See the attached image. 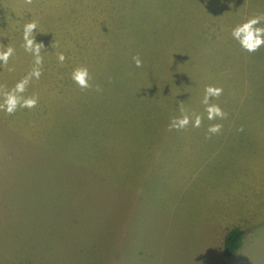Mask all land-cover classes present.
<instances>
[{
  "label": "rangeland",
  "instance_id": "rangeland-1",
  "mask_svg": "<svg viewBox=\"0 0 264 264\" xmlns=\"http://www.w3.org/2000/svg\"><path fill=\"white\" fill-rule=\"evenodd\" d=\"M256 15L264 0H0L5 90L35 67L26 23L44 45L38 106L0 111V178L17 183L0 184V264H264V47L231 36ZM209 85L226 119H207ZM181 104L201 127L169 131Z\"/></svg>",
  "mask_w": 264,
  "mask_h": 264
},
{
  "label": "clouds",
  "instance_id": "clouds-1",
  "mask_svg": "<svg viewBox=\"0 0 264 264\" xmlns=\"http://www.w3.org/2000/svg\"><path fill=\"white\" fill-rule=\"evenodd\" d=\"M34 0H24L26 5H32ZM264 23V15H256L242 24L236 25L231 32L232 38L240 45V47L250 53L254 54L258 52L261 47H264V26H260ZM36 30H38V24L35 21L26 23L23 27V48L25 52L31 54L34 57L35 67L32 71L19 80L11 90H5V85H0V95L3 97V102L0 103V111H4L7 115H14L19 109H35L38 106L39 98L37 96H24L28 86L33 79L39 80L43 75V56L41 55V49L44 48L42 43L36 41ZM15 49L12 47H4V50L0 51V66L7 65L9 60L13 57ZM66 56L63 52L58 53V61L63 64L66 60ZM133 60L135 66L140 68L143 66V61L139 55L134 56ZM71 79L81 90H92L93 84L92 76L89 69L86 66L77 67L73 70ZM99 85L95 86V91H100ZM205 94L202 103L206 106L205 112L207 113L208 120L226 119L227 113L220 107L219 104L213 103V98H219L223 95V88L213 85L205 87ZM181 113L179 117H173L169 123V131L186 129L190 124L195 127H201L203 123V117L199 114L193 113L191 116L183 110L181 104ZM222 129L221 124H212L208 127L209 134H219ZM243 131V129H240ZM211 138V135L208 137Z\"/></svg>",
  "mask_w": 264,
  "mask_h": 264
},
{
  "label": "trees",
  "instance_id": "trees-1",
  "mask_svg": "<svg viewBox=\"0 0 264 264\" xmlns=\"http://www.w3.org/2000/svg\"><path fill=\"white\" fill-rule=\"evenodd\" d=\"M244 232L240 227L232 228L226 235L224 241L225 252L233 255L243 243Z\"/></svg>",
  "mask_w": 264,
  "mask_h": 264
},
{
  "label": "crops",
  "instance_id": "crops-1",
  "mask_svg": "<svg viewBox=\"0 0 264 264\" xmlns=\"http://www.w3.org/2000/svg\"><path fill=\"white\" fill-rule=\"evenodd\" d=\"M3 180H7V182H3ZM9 180H11L10 183H8ZM0 182H1L0 184H2V185H7L8 188L17 185V183L15 182L14 178H10V177H8V178L2 177V178H0ZM3 205H4V203L0 202V206H1L0 208H2Z\"/></svg>",
  "mask_w": 264,
  "mask_h": 264
}]
</instances>
